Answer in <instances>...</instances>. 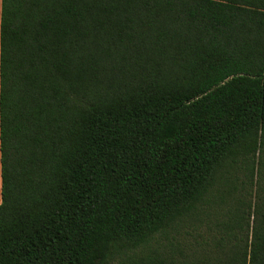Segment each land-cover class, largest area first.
I'll use <instances>...</instances> for the list:
<instances>
[{"label":"trees","instance_id":"obj_1","mask_svg":"<svg viewBox=\"0 0 264 264\" xmlns=\"http://www.w3.org/2000/svg\"><path fill=\"white\" fill-rule=\"evenodd\" d=\"M0 264H264V0H2Z\"/></svg>","mask_w":264,"mask_h":264},{"label":"crops","instance_id":"obj_2","mask_svg":"<svg viewBox=\"0 0 264 264\" xmlns=\"http://www.w3.org/2000/svg\"><path fill=\"white\" fill-rule=\"evenodd\" d=\"M1 13H2V0H0V34H1ZM1 186H2V181H1V152H0V204H1Z\"/></svg>","mask_w":264,"mask_h":264}]
</instances>
